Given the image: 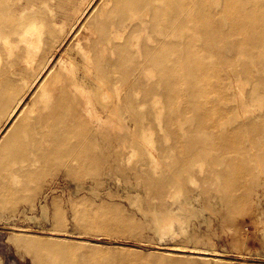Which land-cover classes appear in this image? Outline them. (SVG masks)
<instances>
[{"label":"rangeland","instance_id":"374dc122","mask_svg":"<svg viewBox=\"0 0 264 264\" xmlns=\"http://www.w3.org/2000/svg\"><path fill=\"white\" fill-rule=\"evenodd\" d=\"M2 2L8 9V24L15 22L16 26L9 34L0 31V66L11 80L15 100L21 98L18 105L21 116L37 112L42 106L41 96L46 95L43 92L50 90V86L73 80L81 84L85 93L108 89L106 97L115 96L112 92L117 87L116 79L125 72L131 78L135 62L140 60L138 51L142 47L138 49L136 37L143 40L150 34L153 38L162 36L148 29L133 32L127 28L123 31L126 33L121 32L112 24L108 13L114 0ZM223 4L224 0H219L215 6ZM102 6L108 9L104 15ZM226 14L217 15L224 22L222 29ZM112 27L123 33L116 40L109 39ZM24 30L26 39L20 36ZM34 37L38 40L35 45ZM5 40L8 45L4 46ZM122 44L127 45L129 58L115 65L119 61L116 46ZM226 44H229L227 37L221 35L218 46ZM28 46L32 47L33 55L26 60ZM216 49L223 51L211 50ZM258 54L264 62V54ZM238 58L250 60L248 55ZM94 59L100 60L101 69L108 70V76L100 69L94 70ZM246 81L250 80L244 78L240 82L242 86L237 88L244 98L252 85ZM261 87L263 84H259L258 88ZM157 88L160 89L159 84ZM124 92L122 89L120 98L110 105L111 110L95 108L99 121L94 126L105 127L94 128L92 120L96 115L91 111L84 114L87 123L81 128L92 134L90 139H85L99 157L98 173L85 169L82 174H76L69 172L67 166L50 167L42 178L37 176L29 189L19 192L21 198L17 202L0 204V264H264V157L256 154L257 150H247L242 142L228 150L216 145L214 140L202 152L194 146L189 152L177 155L178 150L168 149L172 136L162 132L155 119L148 123L156 148L150 150L139 138H134L140 127L126 124L133 109L130 101L121 102ZM94 94L98 96L99 92ZM257 104H241L239 113L251 118L263 112L264 104L255 109ZM229 105L234 115V101ZM148 108L147 104L138 106L139 110ZM226 119L219 122V127L224 126ZM6 125L7 120L2 116L0 128ZM258 127L264 130V126ZM244 131L249 130L244 128ZM166 135L170 137L167 140ZM124 137L120 147L133 148L129 160L123 161L120 168L105 169L100 159L106 155L104 146ZM190 153L194 156L188 160L185 155ZM237 154L245 164L229 166L228 161ZM157 156L161 161L155 170L151 163ZM200 161L203 162L199 166ZM225 169L234 185L230 193L234 196L238 193L240 197V208L233 214L220 200L219 186L215 187L223 181L216 173ZM203 177L208 181L203 182ZM95 205H107L111 209L107 216L113 215L115 220L124 219V222L99 223L81 216L82 208ZM158 214L163 216L155 224L151 218ZM35 241L52 244L50 257L45 258L33 249L37 245Z\"/></svg>","mask_w":264,"mask_h":264},{"label":"bare ground","instance_id":"6f19581e","mask_svg":"<svg viewBox=\"0 0 264 264\" xmlns=\"http://www.w3.org/2000/svg\"><path fill=\"white\" fill-rule=\"evenodd\" d=\"M213 1L214 4L205 0H114L109 11L102 6L101 13L108 11L112 24L121 32L130 28L133 32L148 29L162 34L161 38H153L151 34L143 40L136 37L138 49L142 47L138 51L140 60L135 62L131 78L125 72L116 79L117 87L112 92L115 96L108 95L107 98L105 92L108 89L85 93L81 84L73 80L50 86V90L43 92L46 95L41 96L42 106L37 112L21 116L22 109H18L21 98L15 100L11 80L5 76L4 67L0 66V118L4 116L7 120V125L0 128V204L17 202L21 198L19 192L29 189L37 176L42 178L50 167L67 166L69 172L76 174H82L85 169L98 173L101 169L97 163L99 157L85 139H90L92 134L81 128L87 123L84 114L98 109L111 110L110 105L120 98L122 89L125 92L121 102L128 104L130 101L133 109L126 124L140 127L134 138H139L150 150L156 148L152 144L154 139L148 123L155 119L157 127L172 136L168 149L178 150L177 155L189 152L194 146L202 152L206 144L214 140L216 145L228 150L242 142L247 150H257L256 154L264 157V130L258 127L264 126V109L251 118L239 113L241 104L258 103L255 109L262 108L264 104V62L258 54H264V0H224L221 7L215 6L219 0ZM7 11L6 4L0 0V31L9 34L16 23L8 24ZM219 13H227L223 29L221 25L224 22L217 18ZM117 30L111 28L109 39L116 40L126 33ZM247 34L249 37L244 36ZM221 35H225L229 43L223 47L218 46ZM20 36L26 39V31H22ZM36 40L34 37L33 45ZM148 41L154 43L147 44ZM2 44L8 45V41ZM214 48L223 51L216 49L213 52L211 49ZM116 50L119 61L116 60L115 65L129 58L127 45L116 46ZM24 55L28 60L33 55L32 47L28 46ZM246 55L250 58L248 62L238 60V57ZM93 67L108 76V70L101 69L100 60L94 59ZM244 78L252 82L246 98L237 92ZM259 84H263L260 89ZM96 92H99L98 96H95ZM230 101L235 103L234 115ZM146 104L148 110L138 109L139 105ZM89 116L91 118V114ZM96 117L92 120L93 127H105L94 126L99 121ZM224 118H227L224 126L219 127ZM244 128L249 131L245 132ZM200 132H203L202 136ZM168 135L166 140L170 138ZM125 139L118 138L104 146L106 155L100 159L105 169L108 166L120 168L123 161L129 160L133 148L120 147V142ZM115 143L119 146H113ZM185 156L193 158L194 154ZM160 161L157 156L151 163L155 170ZM242 164L245 161L238 154L228 161V165L234 168ZM216 174L223 178L220 184H215L220 188V200L230 214L236 213L240 208V197L238 193L236 196L230 193L234 185L229 171L225 169ZM202 180L208 181V178L203 177ZM110 210L107 205H95L82 208L80 213L84 218L95 219L92 222L122 224L124 219L115 220L113 215L107 216ZM162 216L154 215L151 219L156 224ZM35 242L37 245L33 249L45 258L50 257L52 244Z\"/></svg>","mask_w":264,"mask_h":264}]
</instances>
